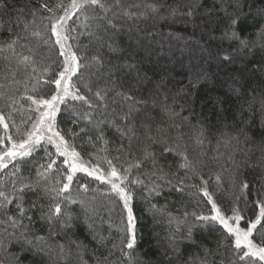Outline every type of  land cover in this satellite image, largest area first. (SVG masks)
Instances as JSON below:
<instances>
[{"label": "trees", "instance_id": "16d2710c", "mask_svg": "<svg viewBox=\"0 0 264 264\" xmlns=\"http://www.w3.org/2000/svg\"><path fill=\"white\" fill-rule=\"evenodd\" d=\"M58 2L0 0V44H6L18 34L23 39L15 45L16 52L32 57V63L24 65L20 63L19 56L8 50L0 52V84L9 90L0 97V110L9 124L7 132L0 126V137L11 136L13 141L19 142L38 116L34 111L35 105L21 99L22 96L45 95L48 98L55 91L53 83L44 81L56 78L62 70L63 57L59 55V45L54 43L55 37L45 27L48 21L41 19L49 13L40 5L46 3L52 7ZM68 2L63 0L64 4ZM120 3V18H128L129 22L124 21L122 27L115 22L118 30L105 32L96 27V21L89 20L86 21L88 27L83 25L87 31L85 35L80 32L81 22L85 23L83 15L78 13L68 21L70 39L67 44L82 57L80 62L85 65L73 76V83L94 103L97 102L92 93L97 89H107L108 99L106 107L100 105L89 110L83 102L67 98L60 105L55 124L56 130L75 147L83 161L89 166H99L105 172L109 170L105 157L118 168H127L136 160L143 159L146 146L155 154L158 166L163 167L167 174L164 179L150 178L153 170L151 160H144L139 169L133 168L130 177L139 176L144 180L142 185H131L137 237L135 248L130 257L121 253L127 213L122 201L110 191V185L84 172H77L68 192L62 194L70 199L61 197L55 201L52 199L55 193L44 190L46 187H60L56 181L63 180V177L58 176L55 169L47 183L41 180L36 185L37 169L49 160L47 153L53 154L57 165L66 171L62 164L64 158L56 155L54 145L42 140L31 156L13 162L19 169L15 175H12L15 171L13 163L0 170V190L6 193L12 192L13 181H16L17 188L21 182L34 185L23 194L17 193V199L10 196L12 202L0 208V221L4 222L0 223V264H16V257H20L22 264H221L222 261L227 264L231 254L224 247L217 250L221 240L220 226L215 225L216 230L213 226L205 227L204 222L192 215L194 212L209 215L211 209L207 197L198 188L190 187L201 185L198 175L208 181V192L225 214H231L234 203L243 209L246 220L254 219L259 212L257 201H264V126L261 124L264 120V35H258V32L264 26V13L260 11L264 8V0H224L229 11L239 5L244 13L241 35L254 45L251 52L237 55L233 63L223 62L216 55L217 49L229 48L228 42L221 43L211 38L219 37L220 26L217 25L214 32L202 30L205 27L203 21L211 25L209 9L214 10L212 19L223 15L219 11L220 0H120ZM190 3L200 5L194 17L195 24L184 23L188 18L180 15L175 20L169 16L170 8L179 7L183 11ZM146 4L159 6V14L122 15L123 8L132 5L139 6L131 7L129 10L132 12L146 11ZM33 12H36V22L24 31V23L32 20ZM89 12L91 10H87L88 15ZM163 15H166L164 19ZM33 32L41 35H32ZM26 34L27 39L24 37ZM98 36L104 39H97ZM109 36L112 37L109 42H114L116 51H110L104 43ZM37 39L41 43L38 46L35 43ZM46 39L48 44L44 43ZM93 55H101L103 65L89 63ZM49 65L52 71L43 73V68ZM33 67L36 68L35 73L32 72ZM234 80L239 81L235 91ZM117 92L131 95L134 100L126 101L116 96ZM9 95L19 101L14 106L15 111L8 106ZM86 111L91 112V124L79 119ZM128 112H131L128 120L121 119ZM9 113L11 118L7 119ZM174 113H179V116ZM182 117H188V122H183ZM98 121L102 122L99 128L103 129L108 144L98 143L93 147L88 137L91 135L95 140L99 134L94 129ZM174 124H182V127L174 128ZM193 125L197 131L200 128L204 130L202 148L194 143ZM81 128L86 131L81 132ZM161 129L163 133L159 131ZM241 129L249 137L247 142L240 135ZM73 133L78 135L73 136ZM149 133L157 141L163 135L169 142H174L178 133H182L180 150L186 147L195 172L180 168L181 156L175 152H163V143H153L148 139ZM237 135H240L239 145L233 141L228 148L223 146L226 138ZM10 146L5 139L0 144V151ZM217 175L221 177L219 183ZM181 179L184 180L183 186L179 184ZM152 180L160 186L161 194L149 198ZM243 182L248 184V188L242 191L240 185ZM82 185H87L88 191L85 192ZM181 187L182 191L179 190ZM228 192L236 193L240 199L233 201ZM21 203L26 213L24 217L17 210V204ZM53 203H60L62 210L71 216L68 226L62 227L63 218L47 219ZM9 217H15L23 227H10ZM190 224L195 225L192 241L182 238ZM241 226H246V222ZM24 231L29 238L44 237L50 247L44 252L29 245L22 248L17 237ZM173 234L179 245L175 250L170 244ZM254 235L260 239L258 234ZM59 245L64 248L63 255ZM204 247L211 250L210 255H205Z\"/></svg>", "mask_w": 264, "mask_h": 264}, {"label": "snow or ice", "instance_id": "6c2138e0", "mask_svg": "<svg viewBox=\"0 0 264 264\" xmlns=\"http://www.w3.org/2000/svg\"><path fill=\"white\" fill-rule=\"evenodd\" d=\"M42 9L49 13L46 17H41L42 20H47L48 24L45 27L50 31L51 35L55 37L54 43L59 45V55L63 57V67L62 70L58 72L56 78L51 81L45 80V83H53L55 85V91L50 97L45 98V95L33 96V95H25L22 96L21 99H26L31 102V105H35L34 111L38 113V116L31 123L30 130H27L23 133V137L19 142L13 141L11 136L0 137V144L4 143V140L10 143V147H6L3 151H0V170H3L8 167L9 163H13L18 159H23L25 157H29L32 155L35 147L41 143L42 140H46L47 143L54 145L56 149V155L63 157L62 164L66 166V171L60 168V165H57L56 159L52 158L51 153H47L49 160L44 164H40L36 175L37 181L36 185L40 184V181L43 180L45 183L48 182L49 175L54 171L57 172L58 176H62L63 180L57 179L56 183L60 185L58 188H45L46 193H55V196H52V199L55 201L58 198H63L64 200L70 199V197L63 196V193L68 192L70 185L73 182V177L77 172H85L88 176H92L97 180H100L102 183H106L110 185V191L114 193L120 201H122L123 209L126 210V228L122 231L125 232V236L121 239V244L123 248H121V253L125 256L131 255V251L134 250L137 237L135 232V217L133 215V208L131 206V202L134 198V193L132 191L131 185H142L144 184V180H142L139 176L131 178L132 169H139L144 160H151L153 165V170L150 173L151 177H156L157 179H164L167 175L164 171L163 167L158 166L157 158L155 154L148 150V146L144 149L143 159L136 160L134 163L129 164L127 168H118L115 164H113L112 160H108L105 157V162L108 165V171L105 172L99 168V166L88 167L85 162L81 159L80 153L76 151L75 147L69 144V141L65 139L63 135L59 131L56 130V115L60 111V105L64 104L66 99L71 97V99L76 101H81L83 104L87 106L89 110H92L100 105L107 106L108 99V91L107 89H97L92 95L95 98L97 103H94L92 99H90L87 95L82 94L80 89L77 87L75 83H73L72 78L76 76L79 72L80 68L85 65L81 64L82 57H79L75 51L72 50L71 45L67 44V41L70 39L67 34L68 29V21L71 20L77 14H81L84 16L85 23L84 26L88 27L89 25L86 21L92 20L96 21V27L98 29H102L107 32L109 29L118 30L117 24L114 22L120 18V14L114 9H121L122 5L120 0H69L67 4L63 3V0H59L54 6L50 7L48 4L43 3L40 5ZM131 7H139L138 5H132L129 7L123 8L122 15L132 17L135 15L146 16L149 13L159 14L160 8L155 4H146L144 8L146 11H141L139 13H135L130 11ZM200 7L198 3H190L185 6L184 10L181 11L179 7L170 8L169 16L175 20L177 15L182 17H186L188 19L184 20V23H193L195 24L194 17L198 14L197 10ZM87 10H91V15L87 14ZM213 9L208 10V15L210 17L211 25L209 26L208 21H203L202 23L205 25L203 31L214 32L216 30V26H220V35L219 37L212 36V39L219 40L221 43L228 42L229 48L223 49L219 48L216 50L217 57L226 63H233L237 57V55H244L248 52L252 51L254 47L253 43L247 39L246 37L241 35V24L244 13L240 10L239 5L237 4L232 11H229L228 7H225L224 0H220V8L219 11L223 13L222 16H216L212 19ZM261 13H264V8H262ZM61 13V14H57ZM109 13H112L111 18L109 17ZM32 20H29L24 23L23 30L28 31L30 24H35L36 20V12L32 13ZM198 26V25H197ZM11 31V29H9ZM32 35L39 36L41 35L39 32H33ZM258 35H264V26L261 27ZM180 39V37H177ZM23 37L14 35L13 38L7 42L6 44H0V52L8 50L12 55L20 57V63L24 65H30L32 63V57L28 55H20L15 50V45L21 40ZM97 39L103 40L104 38L98 36ZM112 40V37L109 36L104 43L108 47L110 51H116L114 47V42H109ZM45 44H48L49 41L44 40ZM234 45V47H233ZM23 47V45H21ZM89 63H94L96 65H103L104 60L101 55H93L89 61ZM129 67H133V65H129ZM43 73H50L52 71L51 65L43 68ZM32 72H36V68H32ZM198 76V80H199ZM14 79V77H13ZM43 79V77H41ZM18 83V81H16ZM239 81H233V90H237V86ZM5 86L0 84V88H4ZM35 90V89H33ZM91 92V88L88 89ZM4 94L0 93V97ZM116 96L121 97L126 101L134 100V97L128 95L126 93L117 92ZM7 101H10L8 106L12 108L14 111L15 105L19 103L13 96H7ZM131 112L125 113L121 119L127 121ZM174 115L179 116V113H174ZM11 118V114L7 119ZM79 119H83L92 123V116L90 111H86L79 116ZM29 120H32L29 117ZM181 120L183 122H188V117H182ZM102 123L98 121L96 125H94V129L99 134L96 135L95 140L93 137L89 135V143L96 147L98 143H102L104 146L108 144L107 139H105L103 134V129L99 128V124ZM262 126H264V120L261 121ZM0 126H3L5 132H7L9 124L6 122V117L2 110H0ZM13 126H15L13 122ZM174 128L180 129L182 124H174ZM194 133L193 139L194 143L201 148L203 147L205 137L204 130L200 128L198 131L196 130V126H192ZM81 132H85L84 128H81ZM163 133V130H159ZM87 134V133H86ZM73 136L78 135V133H73ZM166 135V133L164 134ZM240 135L244 136V142H247L249 137L244 132L243 129L240 130ZM240 135L235 137L226 138L223 141V146L228 148L232 145V142L235 141L236 145H239L241 142ZM148 139L152 140L153 143L160 142L163 143V152H175L177 155L181 156L182 163L179 165L182 169H191L195 172L192 162L187 155L186 147L185 150H180L179 141L183 140V134L178 133L174 142H169L164 139V136L161 135L160 139L157 141L153 139L151 134H148ZM123 148V145H121ZM103 150V149H100ZM115 159H119V157H115ZM231 159V157H229ZM13 171L12 175L16 174L18 171V165L13 163ZM198 175V174H197ZM187 176V172H186ZM199 180L201 181V185H190V187L198 188L200 192H202L204 197H207L208 203L211 205L210 214L203 215L192 213V215L196 218V220L204 222V226H213V230L215 229V225H219L222 229L221 231V240L218 241L217 250L220 247H224L227 252H229L230 259L227 264H264V201H257V207L259 208L258 214L255 215L254 219L246 220L245 215L243 214V209L239 206H235L231 209V214L227 215L225 212L217 205V203L213 200L212 195L208 192L207 184L208 181L203 178V176L198 175ZM66 180V182H64ZM221 177L219 175L216 176V181L219 183ZM152 188L148 193L149 198L153 195H160V186L156 184L155 180L151 181ZM171 183V181H169ZM181 186L184 185V180L181 179L179 181ZM13 190L11 193H6L3 190H0V208H4L7 204L11 203L13 199H17V193L23 194L26 190H31L34 185L31 183L25 184L23 182L20 183V186L16 187V181L12 182ZM83 190L88 191L87 185L81 186ZM241 190H245L248 188V184L243 182L241 185ZM179 190H183L181 187ZM237 200L240 197L236 198ZM17 210L21 217L26 215L24 208L21 204H17ZM187 215V213H185ZM62 219V227H66L71 220V216L68 215L65 211L62 210L60 203H53L49 211L47 213V219L52 221L53 219ZM30 220L31 218L28 217ZM242 222H246V226H241ZM0 223H4L0 221ZM8 224L12 228L23 227V225L18 221L15 217H9ZM194 224H190L187 228V233L182 238L192 241V231ZM7 231V228H5ZM254 234H258L260 239L257 240ZM36 242L35 244L33 242ZM17 242L23 248L24 245H29L35 247L39 252H44L45 249L50 246L45 242L44 237H34L29 238L27 232H21L20 236L17 237ZM170 244L175 250L179 245L177 241V237L173 234L170 237ZM60 254L63 255L64 248L62 245H59ZM80 247V245H78ZM115 247V245H114ZM127 249L128 251H125ZM28 250H31L29 248ZM203 251L205 255H210L211 250L204 247ZM16 264H22L20 257H16ZM224 264V261L221 262Z\"/></svg>", "mask_w": 264, "mask_h": 264}, {"label": "rangeland", "instance_id": "374dc122", "mask_svg": "<svg viewBox=\"0 0 264 264\" xmlns=\"http://www.w3.org/2000/svg\"><path fill=\"white\" fill-rule=\"evenodd\" d=\"M115 10H116L117 12H119L118 9H115ZM115 10H114V11H115ZM89 13H90V15H91V12H89ZM111 16H112V13L109 14V17H111ZM165 17H166V15H163V16H162V19H164ZM123 19H124V20H123ZM123 19L119 18L118 20H116V21H114V22H119V26H118V27H122V26H124L123 24H125L124 21L129 22V19H128V18H127V19L123 18ZM133 24H134V23L129 24V25H133ZM83 25H84V22H81V26H82V27H80V32L86 35V34H87V31L83 29ZM124 28H126V27H124ZM129 28H131V27H129ZM24 37L27 39V37H28L27 34H26ZM35 43H36V46H38V45L41 44V43L39 42V39L35 40ZM6 88H7V87H6ZM1 91H2V90H0V93H3V94L9 92L8 88H7V89H4V88H3V91H2V92H1ZM2 97H3V96H2ZM69 98H70V97H69ZM118 102H119V101H118ZM84 162H85V161H84ZM85 164H86V166H88V167H93L92 165L89 166L86 162H85ZM84 173H85V172H84ZM86 174H87V173H86ZM106 187H108V186H106ZM109 187H110V186H109ZM106 192H107V191H105V193L103 192L104 195H106ZM227 194H229L228 196L231 197L233 201L237 200V199H236L237 197L235 196L236 193H230V192H228ZM109 202H110V200H109ZM234 204H235L234 207H235V206H238V205H236V203H234Z\"/></svg>", "mask_w": 264, "mask_h": 264}]
</instances>
